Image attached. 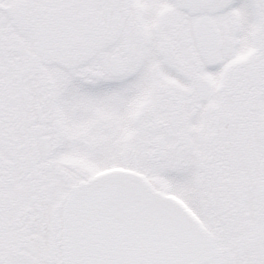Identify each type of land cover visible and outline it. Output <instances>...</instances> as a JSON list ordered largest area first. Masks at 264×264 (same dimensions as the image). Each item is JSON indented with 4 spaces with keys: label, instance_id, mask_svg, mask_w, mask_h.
<instances>
[{
    "label": "snow or ice",
    "instance_id": "6c2138e0",
    "mask_svg": "<svg viewBox=\"0 0 264 264\" xmlns=\"http://www.w3.org/2000/svg\"><path fill=\"white\" fill-rule=\"evenodd\" d=\"M0 264H264V0H0Z\"/></svg>",
    "mask_w": 264,
    "mask_h": 264
}]
</instances>
